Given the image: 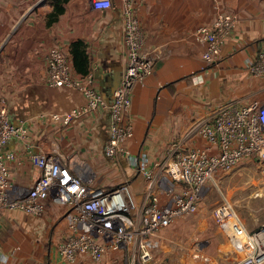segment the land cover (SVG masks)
<instances>
[{
  "label": "crops",
  "instance_id": "1",
  "mask_svg": "<svg viewBox=\"0 0 264 264\" xmlns=\"http://www.w3.org/2000/svg\"><path fill=\"white\" fill-rule=\"evenodd\" d=\"M111 1L112 8L107 10L92 9L88 0L57 2L63 11L51 19L54 0H0V100L10 121L27 128L25 141L11 139L3 146L16 153L9 162L13 184L23 189L32 185L39 171L30 162L29 152L43 151L65 158L75 172L92 170L98 186L128 181L135 201L140 202L144 178L127 167L125 158L110 160L103 154L108 139L107 108L67 125L50 119L51 114L85 102L76 89L46 84V57L54 46L69 52L73 42L82 41L89 58L87 74H92L106 104L111 102L126 59L124 2ZM130 1L144 50L155 58L151 73L135 84L130 96L127 121L133 134L126 147L132 156L145 157L152 167L170 142L182 139L194 121L208 117L217 106L264 104V76L252 75L247 69L256 53L264 51V0ZM221 14L234 16L236 26L223 36L220 63L208 67L202 60L204 44L193 33ZM69 61L72 73L83 75L75 70L70 53ZM193 74H200L203 82L194 84ZM185 143L198 145L200 138H188ZM63 211L49 200L40 216L0 207V264H100L84 254L74 263L56 254L55 244L66 233ZM190 218H178L159 232L153 252L156 264H183L179 236L190 227ZM211 241L218 247L229 239L226 233L214 232ZM202 255L194 264H208L209 258L216 260L214 264L235 261L233 251L206 250Z\"/></svg>",
  "mask_w": 264,
  "mask_h": 264
},
{
  "label": "built area",
  "instance_id": "2",
  "mask_svg": "<svg viewBox=\"0 0 264 264\" xmlns=\"http://www.w3.org/2000/svg\"><path fill=\"white\" fill-rule=\"evenodd\" d=\"M88 2L94 10L112 8L111 0ZM123 2L126 59L111 102L106 104L98 94L92 74L72 73L69 52L60 46L47 53L45 81L50 87L76 89L85 98L82 105L51 114L53 121L67 125L98 108L108 109V139L103 154L110 160L125 158L127 167L144 178L140 202L135 201L128 181L98 186L92 170L75 172L65 158L43 151L29 152L30 162L39 171L32 185L23 189L13 184L9 162L16 153L3 150V146L11 139L25 141L27 128L10 121L6 105L0 100V207L40 216L47 200L61 206L66 233L55 244V251L69 263L84 254L100 264H156L153 252L158 247L159 232L178 218L196 213L207 183L215 174L228 172L248 160L256 162L264 173V104L257 101L217 106L208 117L194 121L182 139L170 142L165 155L152 167H148L145 157L131 155L126 147L133 134L127 121L130 96L135 84L151 73L155 58L144 50L131 1ZM236 21L230 14H221L195 29L194 39L204 44L202 60L206 66L220 63L223 36L236 26ZM247 69L252 75L264 76L263 50L256 53ZM191 79L194 84L203 82L200 74H193ZM195 136L200 143L188 146L185 140ZM212 218L233 247L232 264H264V223L249 232L227 199L212 209Z\"/></svg>",
  "mask_w": 264,
  "mask_h": 264
},
{
  "label": "rangeland",
  "instance_id": "3",
  "mask_svg": "<svg viewBox=\"0 0 264 264\" xmlns=\"http://www.w3.org/2000/svg\"><path fill=\"white\" fill-rule=\"evenodd\" d=\"M224 199L231 202L246 229L254 231L264 223V173L256 162L243 161L228 172L215 174L207 183L196 213L187 216L191 217L190 227L180 232L178 251L183 254V264H194L196 257L203 256L202 252L206 250L223 253L233 250L228 241L218 247L211 241L214 232L225 233L212 218V209ZM161 256L163 258L166 255ZM215 262V259L209 258L207 263Z\"/></svg>",
  "mask_w": 264,
  "mask_h": 264
},
{
  "label": "trees",
  "instance_id": "4",
  "mask_svg": "<svg viewBox=\"0 0 264 264\" xmlns=\"http://www.w3.org/2000/svg\"><path fill=\"white\" fill-rule=\"evenodd\" d=\"M66 1L67 0H54L53 10L49 15L51 19L63 11V8L57 2L63 3ZM69 53L72 57V62L75 70L83 75L87 74L88 66H89V58L86 52L85 44L80 40L73 42L70 45Z\"/></svg>",
  "mask_w": 264,
  "mask_h": 264
}]
</instances>
